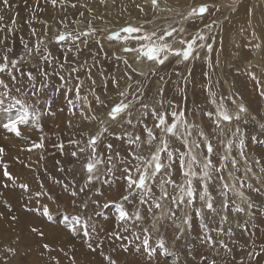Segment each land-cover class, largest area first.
<instances>
[{"label": "rangeland", "instance_id": "1", "mask_svg": "<svg viewBox=\"0 0 264 264\" xmlns=\"http://www.w3.org/2000/svg\"><path fill=\"white\" fill-rule=\"evenodd\" d=\"M263 44L264 0H0V264H264Z\"/></svg>", "mask_w": 264, "mask_h": 264}, {"label": "snow or ice", "instance_id": "2", "mask_svg": "<svg viewBox=\"0 0 264 264\" xmlns=\"http://www.w3.org/2000/svg\"><path fill=\"white\" fill-rule=\"evenodd\" d=\"M4 3L7 4V0H4ZM53 3H55V0H53ZM152 3H153V5H155L156 4V0H152ZM206 10H207L206 6H201L198 10H194L193 12H190L189 15L190 16L194 15L197 12L202 14ZM122 31L125 32V33H128V34H132V33H139V32L142 31V29L139 28V27H125V28L122 29ZM116 35H117V38H118L119 34H116ZM152 35H155V33H153ZM167 35L171 36L172 33L168 32ZM112 38L113 37H109V39H112ZM137 38H141V37H137ZM142 38L145 39V40H150L151 36L145 35ZM65 39H66V36L64 34H61V35H59L57 37V41L58 42L59 41H63ZM160 39L163 40L164 37L162 36V37H160ZM199 39H203V37H199ZM195 42H196L195 39L192 40L191 42H188L186 50H184L183 53H182L184 59H188L189 56L192 54L193 46H194ZM125 50L126 51H132V49H125ZM142 51H143V55L146 56L149 60H156L159 63H163L164 60L159 58V53L166 52V51H171V45L166 44V43H162V44H159V45H150V46H146ZM174 54L175 55H181V53L179 51L175 52ZM166 58L167 57H165V59ZM6 59L7 58L5 57V60ZM6 66L7 65L0 66V72L4 71ZM127 107H128V105L121 103L120 105L114 107L112 109V111L109 113V115L113 119H115L116 115L118 113H121L122 111H124ZM223 118L225 120L230 119V117L228 115H226V114L223 116ZM27 119H28V116H27V112L25 111V113L23 115H21L20 117H18V119L14 120V121H11L9 124H5L4 127L6 129H10L11 131L15 132L17 136H19L20 133L17 130V125L26 123ZM129 123H130V121H129ZM163 123H164V120H163V118H161V124H163ZM174 128H175V125H173L172 127H169L167 129V131L168 132H173ZM90 143L92 145H95V143H96L95 139H93ZM2 151H3V149H0V152H2ZM73 155H75V153H73ZM153 160L156 161V163H155V171H157V172L160 171L162 165L159 163V156L158 155H154L153 156ZM93 169H94V164L93 163H89L87 165V170L89 172H92ZM5 175L8 176L9 174L7 172H5ZM9 178H11V177H9ZM145 179H146V177L144 175H141L140 178H139V182L137 183V181H135L131 177H129V187H131L132 185L135 184L136 187L144 188L145 187ZM24 187H26V185ZM189 195H191V192L189 193ZM124 199H127V197H124ZM208 207L211 208L212 205L208 204ZM125 217H126V213L123 210H121L120 219L123 220V219H125ZM144 244H145V247H147L148 241L145 240ZM112 264H115V262H112Z\"/></svg>", "mask_w": 264, "mask_h": 264}, {"label": "bare ground", "instance_id": "3", "mask_svg": "<svg viewBox=\"0 0 264 264\" xmlns=\"http://www.w3.org/2000/svg\"><path fill=\"white\" fill-rule=\"evenodd\" d=\"M165 1H166L167 4H169V5H170V4H175V3L177 2V0H165ZM206 1H207V0H206ZM204 2H205V1H204ZM200 3H201V2H200ZM200 3H199V4H200ZM255 3H257V2H255ZM255 3H254V4H255ZM258 5H259V4H258ZM254 6H255V5H253V8H254ZM256 6H257V5H256ZM168 7H169V6H168ZM182 8H183V7H182ZM235 19H236V18H235ZM235 19H234V20H235ZM238 20H239V19H238ZM238 20H236V21H238ZM232 24H233V23H232ZM247 28H248V27H247ZM254 37H255V36H254ZM222 38L224 39V38H226V37H222ZM262 39H263V38H262ZM254 44H255L254 46L252 45L253 48H258V46H259V45H258V44H259V39H256V40L254 41ZM261 44H262V43H261ZM261 46H262V45H261ZM263 46H264V44H263ZM259 47H260V46H259ZM236 49H237V51H238L237 53H240V54H241L240 56H242V55H243V52H242V53L240 52V51H242V49H243L242 46H238ZM254 51H255V50H254ZM235 54H236V53H235ZM251 63H252V62H251ZM238 68H239V67H238ZM233 69L236 70L237 68H236V67H233ZM239 69H240V68H239ZM245 71H247V70H245ZM260 71H261V70H260ZM235 73H236V72H235ZM237 73H238V72H237ZM257 74H258V73H257ZM261 74H262V73H261ZM260 76H262V75H260ZM260 76H257V80H260V79H261ZM261 81L263 82V80H261ZM258 82H260V81H258ZM237 83H238V81H237ZM237 83H234V84L237 85ZM235 87H236V86H235ZM251 107H252V106H251ZM22 156H23V155H22ZM223 160H224V159H223ZM225 164H226V163H225ZM30 173H31V172H30ZM10 174H13V172L10 171ZM32 176H33V175H32ZM29 177H30V176H29ZM228 181H229V180H228ZM229 183L232 184V181L230 180ZM241 189H242V188H241ZM241 191H242V190H241ZM242 192H243V191H242ZM243 193H244V192H243ZM241 194H242V193H241ZM244 194H245V193H244ZM237 197H238V196H237ZM42 198H43V197H41V199H42ZM45 200H46V199H44V201H45ZM45 204H46V203H45ZM247 204H248V202H247ZM251 204H252V203H251ZM44 206H46V205H44ZM223 212H224V211H223ZM226 216H227V215H226ZM229 219H230V218H229ZM240 255H241V254H240ZM238 257H239V256H238ZM226 263H227V262H226ZM228 263H229V262H228ZM230 264H231V263H230Z\"/></svg>", "mask_w": 264, "mask_h": 264}]
</instances>
